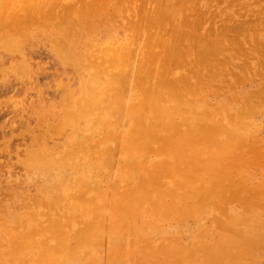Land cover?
<instances>
[{
    "label": "rangeland",
    "instance_id": "1",
    "mask_svg": "<svg viewBox=\"0 0 264 264\" xmlns=\"http://www.w3.org/2000/svg\"><path fill=\"white\" fill-rule=\"evenodd\" d=\"M156 6L158 9H155ZM91 10L94 16L90 15ZM79 11L83 13L79 15L84 21L81 23L80 19L74 18ZM160 11L161 14L158 13ZM64 12L65 16L62 15ZM147 12L149 15H146ZM69 13L75 24L80 23L69 24L68 26H74L75 30L69 28L71 33L68 31L67 35L65 32L66 38L63 39L64 53H71V61L68 64L72 66L63 62L60 53L53 50L54 40L62 35L55 29L56 27L54 28V22L61 15V18L70 17ZM144 16L149 24L152 19L154 25L148 26V22H144L146 20ZM154 18L156 21L159 20L158 24ZM85 20L88 21L87 24ZM27 22H30L29 25L32 22L31 27L28 26L29 29L26 28ZM244 22H246V29L243 28L246 37L243 38V32H239L243 30L240 27H244ZM7 24L13 27L15 25L13 30L20 31L22 34L20 37L24 39L21 38L20 45L16 43L13 46H6L0 38V68H3L0 70V264H143V260L147 258L144 264H178L177 261L180 264H203L204 259L207 260L208 257L211 259L210 256L218 258L215 254L216 250H219L218 254L224 253V258L228 251V257L230 254L234 255L236 250L234 247L238 249L237 254H245L240 264H264V101L262 100L264 98H261L264 95L262 93L264 88L261 92L264 86V67L261 68V65H264V0H156V2L155 0H0V34L2 31H7V27L13 32L12 26ZM16 24L20 27L18 28ZM22 26L26 30L22 28L21 31ZM44 26L48 28L45 29ZM76 26L79 28L77 29ZM144 26L148 28L145 30ZM219 26L222 28L229 26L230 29L228 27L229 30L225 31V28L220 30ZM237 26L242 29L238 32L240 35L234 33L238 31ZM83 27L89 31L87 32ZM131 27L134 28V33ZM38 28H41V31ZM218 29L220 32L223 31L221 34L225 33V36H219ZM70 34L71 38H69ZM208 38L212 46L210 49L213 48L212 52L208 48L205 49L206 53L204 51L205 55L196 56L193 47L204 48ZM219 39H222L221 42ZM87 40L90 44L88 49ZM228 40L232 42L229 43ZM215 42L223 43L220 47L224 46L223 49H227L224 51L219 46L220 49L216 48ZM75 43L77 45H74ZM78 45L81 46L74 48ZM104 48L105 50L113 48L117 51L111 49L114 54L112 55L111 50L105 52ZM120 51L123 55L118 53ZM216 51H219V54ZM213 52L217 54L208 55ZM84 55H87V58ZM206 55L209 58L205 57ZM111 56L114 57V59L112 57L114 62L110 59ZM77 57L86 60V67L84 63H77ZM198 57L205 61L199 62V59L196 60L197 63L195 59ZM120 58L128 65V71L123 67L122 61L117 60ZM108 59L111 64L108 63ZM206 59H210V62ZM92 61L96 64H90ZM245 64L250 68H246ZM12 67H21L23 73H13ZM129 71L132 73L130 74ZM93 73L98 74L103 84L95 81L91 83ZM203 73L209 77L204 76ZM114 74L118 75L122 83L116 79L113 84H109L108 80L115 78ZM126 75L131 77L125 78ZM196 77L202 79L198 84ZM88 79V84H91L97 94L96 105L93 104L94 107L92 105L89 108L90 113L87 111L80 117L81 119H74L71 116L76 112L75 108L78 105L76 101L82 94L83 81ZM186 82L189 84L187 85ZM184 83L187 86L183 85ZM230 85L233 86L230 88ZM257 89H260V92ZM253 93L255 98H250ZM105 95L107 101L102 102ZM99 99L100 105H98ZM106 102L111 104L110 108ZM240 110L243 113H239ZM116 112L120 115H114ZM168 112L169 114L171 112L170 116ZM119 118L123 119L119 120ZM61 121L65 125L59 127L57 122ZM53 127L58 129V132ZM137 130L145 133L140 145H136ZM130 132L135 136L130 135ZM80 141L86 142V146L90 148L86 151L75 148ZM132 141L135 144L131 143ZM176 144L179 145L178 148ZM221 146L222 151L219 149ZM178 151L183 153L178 154ZM183 154L185 157L182 156ZM205 167L207 171L202 172V168ZM187 169L195 174L191 188L194 191L204 192L198 198L196 194V199L202 201L204 206L196 211L197 214L191 215L192 217L187 216L189 219L183 218L182 216L185 215L178 211H184L182 208L192 204L193 198L189 199L188 193L184 195L186 186L182 184L181 176L175 177L176 174L181 175L180 173ZM171 171H175L176 174ZM137 189H149L152 198L150 202H159L161 208L152 213L150 202L149 204L148 201L144 202L136 212L139 214L140 210L146 207L148 211L142 214L141 218L146 219L148 224L140 228L127 229L124 223L120 224V218H124L125 215L120 212L122 207L119 204H122V198L131 196ZM70 196L74 198L81 196L79 199L85 205L83 207L69 205L68 202L72 201ZM249 200L252 203L256 202L252 204L253 207L250 206ZM169 202L181 208H175L176 211L171 210L173 206H170ZM244 207L246 208L243 209ZM162 210L169 212L168 215L166 212L165 216V211ZM160 214L164 217L168 216L167 220L163 222L165 218H162V221L161 219L159 221ZM177 215L183 220L180 219L178 222ZM157 217L159 218L156 219ZM228 218H231V221ZM151 222L156 228L154 224L152 227ZM89 224L95 228H93L94 236L92 239L84 238L85 240L80 244L77 243L80 231L88 228ZM63 236L64 238L67 236L65 241ZM177 243L180 244L179 248L185 246L184 249L187 251L188 245L193 244L189 256L183 249L186 252L183 254L184 257L186 256L182 259L183 262L179 261L181 249L178 248L179 254L173 249ZM158 244H160L159 251L164 248L163 254V249L162 252L156 253ZM208 245L211 247L208 248ZM207 248L208 250H204ZM56 253L61 256L55 255ZM222 254L218 255L221 261ZM213 258L212 262L215 261L214 263L217 264L219 260ZM161 260L163 263L160 262ZM170 261L173 262L169 263ZM223 263L227 262L223 261Z\"/></svg>",
    "mask_w": 264,
    "mask_h": 264
},
{
    "label": "bare ground",
    "instance_id": "2",
    "mask_svg": "<svg viewBox=\"0 0 264 264\" xmlns=\"http://www.w3.org/2000/svg\"><path fill=\"white\" fill-rule=\"evenodd\" d=\"M144 1H145V0H144ZM153 1H154V0H153ZM157 1H158V0H157ZM142 2H143V1H142ZM155 2H156V0H155ZM162 2H163V1H162ZM157 3H158V2H157ZM157 3H156V4H157ZM158 4H159V3H158ZM158 4H157V6H158ZM143 6H144V4H143ZM157 6L155 7V9L157 8ZM170 6H171V5H170ZM176 6H177V5H176ZM93 7H94V6H93ZM144 7H145V6H144ZM158 7H159V6H158ZM87 8H88V7H87ZM89 8H91V7H89ZM140 8H142V7H140ZM146 8H147V7H146ZM161 8H162V7H161ZM92 9H93V8H92ZM136 9H137V8H136ZM136 9H135V10H136ZM138 9H139V8H138ZM157 9H158V8H157ZM87 10H88V9H87ZM145 10H146V9H145ZM153 10H154V7H153ZM159 10H160V9H159ZM81 11H82V10H81ZM88 11H89V10H88ZM141 11H142V10H141ZM141 11H140V12H141ZM157 11H158V10H157ZM157 11H156V12H157ZM165 11H166V10H165ZM168 11H169V10H168ZM173 11H174V10H173ZM75 12H76V11H75ZM77 12H78V11H77ZM82 12H83V11H82ZM97 12H98V11H97ZM143 12H144V11H143ZM145 12H146V11H145ZM175 12H176V10H175ZM88 13H89V12H88ZM88 13H87V14H88ZM95 13H96V12H95ZM95 13H94V14H95ZM98 13H99V12H98ZM151 13H152V12H151ZM153 13H154V12H153ZM158 13L161 14V11L158 12ZM173 13H174V12H173ZM260 13H261V12H260ZM63 14H64V15H63ZM69 14H70V13H69ZM69 14H67V15H69ZM77 14H78V13H77ZM81 14H83V13H80V11H79V14H78V15H75L76 17L74 16V18H76V19H77V18L80 19ZM85 14H86V13H85ZM85 14H84V15H85ZM91 14L93 15L92 10H91V12H90V15H91ZM136 14H137V13H136ZM143 14H144V13H143ZM147 14L149 15L148 12L146 13V15H147ZM164 14H165V13H164ZM166 14H167V13H166ZM166 14H165V15H166ZM174 14H175V13H174ZM222 14H223V12H222ZM62 15L65 16L66 13L64 12V13H62ZM62 15H61V17H62ZM79 15H80V16H79ZM92 15H91V16H92ZM96 15H97V14H96ZM99 15H101V13H100ZM139 15H140V14H139ZM69 16L71 17V14H70ZM93 16H94V15H93ZM152 16H153V15H152ZM53 17H54V16H53ZM58 17H59V16H58ZM61 17H59V19H57V20L55 19V20H56V21L54 20L55 22L53 21V22L55 23V24H54V28L56 27L55 29L58 30L60 33H62V35H60L61 37H59V38H57V39L55 38L56 40H54V45H53V48H54V49H53V50L58 51V52L60 53V56H61V58H62V61H63V62L65 61V62L68 64V62L71 61V56H70L71 53H69V54L66 53V52L64 53L63 44H64V41H65V40H63V39H64V37L66 38V36H65L66 33H67V35L69 34V32H70V29H69V28H71V29H74V28H75L74 26H73V27H72V26L69 27V26H70L69 24H71V23H74V24H75V22H74L75 20L73 21V18H72V17H71V18H70V17H63V18H61ZM88 17H89V16H88ZM95 17H96V16H95ZM138 17H139V16H138ZM138 17H137V18H138ZM141 17H142V15H141ZM144 17H145V16H144ZM150 17H151V16H150ZM157 17H158V16H157ZM157 17H156V18H157ZM162 17H163V15H162ZM168 17H169V16H168ZM81 18H82V17H81ZM91 18H94V17H91ZM152 18H153V17H152ZM156 18H154V19H155L156 24H158V21H159V20L156 21ZM2 19H3V18H2ZM2 19H1V20H2ZM50 19H52V17H51ZM94 19H95V18H94ZM138 19H139V18H138ZM141 19H142V18H141ZM145 19H146V17H145ZM157 19H158V18H157ZM165 19H167V18H165ZM86 20H88V19H86ZM86 20H85V24H87L86 22L89 21V20H88V21H86ZM99 20H100V18H99ZM139 20H140V19H139ZM143 20H144V19H143ZM151 20H152V19H151ZM151 20H150V23L153 24V23L151 22ZM13 21H14V19H13ZM72 21H73V22H72ZM81 21H82V20L80 19V23H81ZM90 21H91V20H90ZM146 21H147V19L144 20V22H146ZM82 22H84V21H82ZM92 22H93V21H92ZM126 22H127V21H126ZM138 22H139V21H138ZM141 22H142V21H140V24H141ZM147 22H148V21H147ZM147 22H146V23H147ZM27 23H28V22H27ZM27 23H26V26H27L26 28L29 29L28 26L31 27L32 22H31L30 25H29L30 22L28 23V25H27ZM33 23H34V22H33ZM78 23H79V22H78ZM80 23H79V24H80ZM90 23H91V22H90ZM90 23H89V24H90ZM146 23H144V25H145ZM159 23H160V22H159ZM161 23H162V22H161ZM161 23H160V24H161ZM79 24L76 23L75 25H79ZM128 24H129V23H128ZM137 24H138V23H137ZM151 24H149V22H148V26L151 25ZM245 24H246V22L243 23V26H244V27H240V28H242V29H243V28L246 29ZM7 25L10 26V24H7ZM16 25H17V24H16ZM24 25H25V24H24ZM68 25H69V26H68ZM90 25H91V24H90ZM90 25H89V26H90ZM123 25H124V24H123ZM125 25H127V24H125ZM153 25H154V24H153ZM225 25H226V24H225ZM240 25H242V24H240ZM240 25H239V26H240ZM252 25H253V24H252ZM252 25H251V26H252ZM11 26H12V30H13L14 27H15V25H14V27H13V25H11ZM11 26H10V27H11ZM49 26H50V24H49ZM52 26H53V25H52ZM52 26H51V27H52ZM91 26H92V25H91ZM128 26H131V25H128ZM142 26H143V25H142ZM146 26H147V25H146ZM164 26H165V25H164ZM221 26H222V24H221ZM221 26H219V27H220V30H221V28L223 27V26H222V27H221ZM254 26H255V25H254ZM17 27H18V25H17ZM19 27H20V25H19ZM19 27H18V28H19ZM44 27H46V26H44ZM100 27H101V25H100ZM109 27H110V26H109ZM123 27H124V26H123ZM133 27H134V26H133ZM133 27H131V28L133 29V33H134V28H133ZM144 27H145V26H144ZM157 27H159V26H157ZM228 27H229V26H228ZM228 27H226V28L224 27V28H225V31L230 29V27H229V29H228ZM237 27H238V26H237ZM8 28H9V27L6 28V29H7V31L5 30L6 32H5V31H4V32L2 31L1 34H2V33H3V34H2V35L0 34V38H2V43L5 44L6 46H7V45H12V46H13V45H16V43H19L18 45H20V43H21V38L24 39L23 37H20V36L22 35L21 32L18 31V32H19V33H18V32L15 30L16 33H17V35L20 34V35L17 36L14 30H13V32H12L11 30H8ZM22 28L25 29V27L22 26V27H21V31H23ZM32 28H34V27L32 26ZM47 28H48V26H47L45 29H47ZM54 28H52V29H54ZM76 28H77V26H76ZM78 28H79V27H78ZM78 28H77V29H78ZM83 28L86 29L85 27H83ZM125 28H126V26H125ZM147 28H148V27H145V30H146ZM224 28H222V30H224ZM240 28L238 27V28H237L238 31H237V30H236V27H235V31H237V32H234V33L236 34V33H238L240 30H242V29H240ZM257 28H258V27H257ZM30 29H31V28H30ZM38 29L40 30L41 28H38ZM67 29H68V30H67ZM89 29H90V27H89ZM126 29H129V27H127ZM142 29H143V28H142ZM244 29H243L242 31L239 32V33H242V32H243V33H242V34L244 35L243 38L246 37L245 34H244V32H245ZM250 29H251V28H250ZM17 30H18V29H17ZM19 30H20V29H19ZM25 30H26V29H25ZM43 30H44V29H43ZM49 30H50V28H49ZM74 30H75V29H74ZM92 30L94 31V26H93ZM145 30H144V31H145ZM218 30H219V29H218ZM220 30L218 31L217 34H218L219 36H220V35H224L225 33H224V34H221V33H223V31L220 32ZM253 30H255L254 27H253ZM40 31H41V30H40ZM51 31H52V30H51ZM53 31H54V30H53ZM68 31H69V32H68ZM86 31L88 32L89 30L86 29ZM96 31H97V30H95V33H96ZM135 31H136V30H135ZM147 31H148V30H147ZM161 31H162V26H161ZM216 31H217V30H216ZM225 31H224V32H225ZM230 31H231V30H230ZM246 31H247V30H246ZM31 32H33V31H31ZM35 32H36V30H35ZM56 32H57V31H56ZM65 32H66V33H65ZM110 32H111V31H110ZM114 32H115V30H114ZM138 32H139V31H138ZM219 32H220V33H219ZM251 32H252V30H251ZM25 33H26V32H25ZM44 33H45V31H44ZM70 33H71V32H70ZM78 33H79V32H78ZM91 33H92V32H91ZM97 33H98V32H97ZM116 33H117V32H116ZM131 33H132V32H131ZM167 33H168V31H167ZM239 33H238L237 35H240ZM252 33H253V32H252ZM40 34H41V33H40ZM51 34H52V33H51ZM74 34H75V32L73 33V35H74ZM93 34H94V33H93ZM93 34H92L91 36H93ZM168 34H170V33H168ZM168 34H166L167 37H168ZM217 34H216V36L218 37ZM242 34H241V35H242ZM23 35H24V34H23ZM30 35H31V34H30ZM43 35H44V34H43ZM94 35H95V34H94ZM133 35H134V34H133ZM136 35H138V34H136ZM139 35H140V34H139ZM1 36H2V37H1ZM27 36H29V35H27ZM44 36H45V35H44ZM55 36H58V35H55ZM89 36H90V35H89ZM98 36H99V35H98ZM108 36H109V35H108ZM108 36H107V37H108ZM224 36H225V35H224ZM224 36H223V37H224ZM226 36H227V35H226ZM229 36H230V35H229ZM231 36H232V35H231ZM29 37H31V36H29ZM68 37H69V36H68ZM71 37H72V36H71V34H70V37H69V38H71ZM86 37H87V39H88V35H87V33H86ZM107 37H106V38H107ZM163 37H164V36H163ZM232 37H233V36H232ZM234 37H236V35H235ZM26 38H27V37H26ZM32 38H33V37H32ZM45 38H46V37H45ZM69 38H68V39H69ZM76 38H77V37H76ZM78 38H79V36H78ZM78 38H77V39H78ZM96 38H97V37H96ZM130 38H131V37H130ZM225 38H227V37H225ZM77 39H76V41H78ZM83 39H84V38H83ZM89 39H90V37H89ZM209 39H210V38H208V42L210 43ZM234 39H235V38H234ZM234 39H232V41H233ZM49 40H51V39H49ZM52 40H53V38H52ZM92 40H94V38H93ZM104 40H105V39H104ZM166 40H168V39L166 38ZM215 40H216V39H215ZM221 40H222V39H219V42H221ZM229 40H230V39H229ZM229 40H228L229 43L232 42V41H229ZM236 40H237V39H236ZM246 40H247V38H245V41H246ZM22 41H24V40H22ZM62 41H63V42H62ZM96 41H97V40H96ZM128 41H129V40H128ZM226 41H227V39H226ZM67 42H68V40L66 41V43H67ZM78 42H79V41H78ZM81 42H82V41H81ZM84 42H86V41L84 40ZM88 42H89V41L87 40L86 45L88 44ZM97 42H98V41H97ZM101 42H102V41H101ZM165 42H166V41H165ZM206 42H207V40H206ZM208 42H207V43H208ZM216 42H217V41H216ZM216 42H215V43H216ZM234 42H235V41H233V43H234ZM49 43H51V42H49ZM70 43L72 44V42H70ZM91 43H92V42H91ZM93 43H94V42H93ZM98 43H99V42H98ZM157 43H158V42H157ZM207 43H205L204 48H202L203 50L199 48L200 46H198V48L200 49V51H199L198 48L196 49L195 47H193V44H192V47L194 48L193 51H195V50H196V51H197V50L199 51V52L197 51L198 53L195 51L196 56H197L198 54L205 55L206 50H207L208 48H209V50H211V52H212L213 48L210 49L211 43H210V45H208ZM229 43H228V44H229ZM233 43H232V44H233ZM237 43H238V42H237ZM240 43H241V40H240ZM51 44H53V43H51ZM68 44H69V43H68ZM79 44H80V43H79ZM83 44H84V43H83ZM158 44H159V43H158ZM220 44L223 45V43H216V46H215V47H216V48H217L218 46L220 47ZM18 45H17V46H18ZM41 45H42V44H41ZM66 45H67V44H66ZM74 45H77V43H75ZM189 45H190V44H189ZM214 45H215V44H214ZM262 45H263V44H262ZM70 46H73V45H70ZM79 46H81V45H78L77 47H74V48H78ZM89 46H90V44H88L87 49H88ZM164 46H165V45H164ZM207 46H208V47H207ZM228 46H229V45H228ZM253 46H254V45H253ZM8 47H9V46H8ZM8 47H7V48H8ZM50 47H52V46H50ZM84 47H85V45H84ZM125 47H126V46H125ZM125 47H124V49H125ZM168 47L170 48V46H168ZM206 47H207V48H206ZM211 47H212V46H211ZM213 47H214V46H213ZM215 47H214V48H215ZM219 47H218V48H219ZM223 47H224V46H222V47H220V48H221L222 50H224ZM256 47H257V46H256ZM262 47H263V46H262ZM3 48H6V47H3ZM14 48H15V46H14ZM18 48H19V47H18ZM164 48H165V47H164ZM169 48H168V49H169ZM216 48H215L214 50H216ZM220 48H219V49H220ZM224 48H225V47H224ZM82 49H83V48H82ZM87 49H86V50H87ZM108 49H109V48H108ZM108 49L105 50V48H104L105 52H106ZM111 49L113 50V48H111ZM111 49H109V50H111ZM116 49H117V47H116ZM205 49H206V50H205ZM226 49H227V48H226ZM226 49H225V50H226ZM9 50H10V49H9ZM13 50H14V49H13ZM13 50H11V52H12ZM20 50H21V49H20ZM95 50H96V49H95ZM101 50H102V49H101ZM112 50H111V53H112ZM128 50H129V49H128ZM201 50H202L203 53H201ZM217 50H218V49H217ZM225 50H224V51H225ZM240 50H241V49H240ZM7 51H8V50H7ZM18 51H19V50H18ZM65 51H66V50H65ZM80 51H82V50H80ZM98 51H99V50H98ZM113 51H117V50H113ZM122 51H123V49H122ZM122 51H120V52H118V53L121 54V55H123ZM130 51H131V50H130ZM204 51H205V53H204ZM258 51H260V50H258ZM19 52H20V51H19ZM19 52H18V53H19ZM77 52H79V51H77ZM77 52H76V54H77ZM82 52H84V51H82ZM101 52H102V51H101ZM101 52H100V53H101ZM123 52H124V51H123ZM216 52H218V54H219V51H216ZM216 52H213V53H211V54L208 53V55H212V56H214V53H216ZM9 53H10V52H9ZM13 53H14V52H13ZM59 53H58V54H59ZM128 53H129V52H128ZM58 54H57V55H58ZM65 54H66V55H65ZM119 54H118V55H119ZM216 54H217V53H216ZM216 54H215V55H216ZM79 55H80V54H79ZM81 55L83 56V54H81ZM103 55H106V54L103 53ZM112 55H114V54L112 53ZM126 55H127V54H126ZM21 56H22V55H21ZM73 56H74V55H73ZM77 56H78V54H77ZM84 56H86V58H87V55H84ZM127 56H130V54H128ZM196 56H195V57H196ZM112 57H113V56H111V58H110V57H109V58H110L111 60H113L114 57H113V59H112ZM115 57H116V56H115ZM125 57H126V56H125ZM205 57L209 58V56H207V55H206ZM57 58H58V57H57ZM84 58H85V57H84ZM121 58H122V57H121ZM121 58H120V59H117V60H119V61L121 62V61H122ZM127 58H129V57H127ZM203 58H204V56H203ZM19 59H20V58H19ZM100 59H101V57H100ZM125 59H126V58H125ZM199 59H200V58L198 57V59H195V61H196V60L198 61ZM204 59H205V58H204ZM215 59H216V57H215ZM76 60H77V63H78V64H79V63H82V64L84 63L83 65L86 64V60H81L80 57H79V58L77 57ZM94 60H95V59H94ZM105 60H106V59H105ZM202 60H203V59H202ZM202 60L200 59L199 62L202 61ZM206 60H208V61L210 62V59H206ZM62 61H61V63H62ZM108 61H109V59H108ZM115 61H116V59H115ZM119 61H117V63H119V65H120V62H119ZM128 61H129V59H128ZM155 61H156V60H155ZM197 61H196V62H197ZM203 61H205V60H203ZM10 62H11V61H10ZM19 62H20V61H19ZM24 62H25V61H24ZM24 62H23V64H24ZM26 62H27V61H26ZM93 62H95V61L90 62V64L93 63ZM112 62H114V60H113ZM124 62H125V61H124ZM260 62H261V61H260ZM72 63H73V62H72ZM108 63L111 64L110 61H109ZM197 63H198V62H197ZM201 63H202V62H201ZM201 63H199V64H201ZM203 63H204V62H203ZM261 63L263 64V62H261ZM17 64H18V63H17ZM82 64H81L80 66H82ZM93 64H96V63H93ZM112 64H113V63H112ZM122 64L124 65V66H123L124 68L126 67V68H125L126 70L129 68L128 65H126L125 63H123V61H122ZM122 64H121V65H122ZM205 64H206V63H205ZM8 65H9V64H8ZM15 65H16V64H15ZM43 65H44V64H43ZM61 65H62V64H61ZM68 65H70V64H68ZM87 65H88V64H87ZM115 65H116V64H115ZM117 65H118V64H117ZM129 65H130V64H129ZM148 65H149V64H148ZM206 65H207V64H206ZM206 65H205V66H206ZM1 66H2V65H1ZM19 66H20V65H19ZM28 66H29V65H28ZM70 66H72V64H71ZM111 66H112V67H117V66H113V65H111ZM200 66H201V65H200ZM245 66H246V68H248V67L250 68V66H248V64H245ZM26 67H27V66H26ZM76 67H77V66H76ZM83 67H84V66H83ZM83 67H82V68H83ZM85 67H86V65H85ZM89 67H90V66H89ZM263 67H264V65H261V68H263ZM7 68H8V67H7ZM90 68H91V67H90ZM209 68H210V67H209ZM214 68H215V67H214ZM243 68H244V67H243ZM243 68L241 69L242 71L244 70ZM1 69H3V68L1 67L0 70H1ZM80 69H81V68H80ZM196 69H197V68H196ZM205 69H206V68H205ZM257 69H258V68H257ZM8 70H9V69H8ZM121 70H122V69H121ZM150 70H151V69H150ZM206 70H207V69H206ZM260 70H261V69H260ZM11 71H12L13 73H18V74H19V73H21V74L23 73V72H22L23 69H21V67H20V68H13V67H12V68H11ZM25 71H26V70H25ZM76 71H77V70H75V72H76ZM127 71H128V70H127ZM199 71H200V70H199ZM207 71H208V70H207ZM209 71L211 72L210 69H209ZM248 71H249V69H248ZM104 72H105V71H104ZM139 72H140V71H139ZM142 72H144V71H142ZM210 72H209V74H210ZM214 72H215V70H214ZM257 72H258V70H257ZM260 72H261V71H260ZM2 73H3V72H2ZM70 73H71V72H70ZM96 73H97V72H96ZM115 73H116V72H115ZM129 73L131 74L132 72L129 71ZM197 73H198V72H197ZM197 73H196V74H197ZM212 73H213V72H212ZM212 73H211V74H212ZM244 73H245V70H244ZM244 73H243V74H244ZM249 73H250V72H249ZM21 74H20V75H21ZM27 74H29V73H27ZM33 74H34V73H33ZM62 74H63V73H62ZM94 74H95V73L92 74L94 77H93V78L91 77V78H92V79H91V83H92L93 81H95L96 83L103 84V81L100 79V77L98 76V74H95V75H94ZM111 74H112V73H111ZM144 74H145V73H144ZM146 74H147V73H146ZM213 74H214V73H213ZM216 74H218V72H216ZM256 74H258V73H256ZM260 74H261V73H260ZM69 75H70V74H69ZM69 75H68V78H69ZM79 75H80V74H79ZM79 75H77V76H79ZM114 75H115V78H111V77L109 76V77L111 78L110 80H108L109 84H113V83H114V80H116V79H117L116 81H119V82L122 81V80H119L120 78H118V75H117V74H114ZM192 75H193V74H192ZM203 75H204V76H207V75H205L204 73H203ZM254 75H255V74H254ZM258 75H259V74H258ZM262 75H263V74H262ZM6 76H7V75H6ZM6 76H5V77H6ZM15 76H17V75H15ZM25 76H26V75H25ZM82 76H83V75H82ZM82 76H81V77H82ZM116 76H117V77H116ZM129 76H130V75H129ZM129 76L126 75L125 78H128ZM150 76H151V75H150ZM198 76H199V75H197V77H198ZM243 76H244V75H243ZM243 76H241V77L243 78ZM10 77H12V76H10ZM130 77H131V76H130ZM147 77H148V76H147ZM193 77H194V76H193ZM197 77H196V78H197ZM207 77H209V76H207ZM239 77H240V75H238V78H239ZM244 77H245V76H244ZM262 77H263V76H262ZM58 78H59V77H58ZM72 78H73V77H72ZM79 78H80V77H79ZM149 78H150V77H149ZM19 79H20V78H19ZM83 79H84V78H83ZM89 79H90V78H89ZM89 79L83 81V84H84V85H83L82 94H81V96H80V97L77 99V101H76V103H78V105L76 104L77 106H76V108H75V111H76V112L73 113V115L70 113V114L72 115L71 117L74 118V119H75V118H76V119H77V118L79 119L80 117H82L83 115H85V113H86L87 111H89V113H90L89 108H90L93 104L96 105V102H97V101H96V99H97V98H96V97H97L96 95H97V94H96L95 90H93L94 88H93L92 86H90L91 84H88ZM142 79H143V78H142ZM198 79H199V80H198ZM218 79H219V78H218ZM236 79H237V78H236ZM240 79H241V78H240ZM240 79H239V80H240ZM245 79H246V77H245ZM261 79H262V78H261ZM62 80H63V79H62ZM75 80H76V79H75ZM78 80H79V79H78ZM127 80H128V79H127ZM138 80H139V79H138ZM183 80H184V78H183ZM187 80H188V79H187ZM200 80H202V79L197 78L196 82H197V81H198V82H197L196 84L200 83V82H199ZM221 80H222V79H221ZM239 80H237V81L240 82L241 80H240V81H239ZM242 80H243V79H242ZM2 81H3V80H2ZM57 81H58V80H57ZM124 81L126 82V79H125ZM222 81H223V80H222ZM108 82L106 81V84H108ZM142 82H143V81H142ZM184 82H185V81H184ZM201 82H202V81H201ZM215 82H216V81H215ZM47 83H48V82H47ZM121 83H122V82H121ZM186 83H187V85L189 84L188 82H186ZM186 83H184L183 85H185ZM230 83H231V82H230ZM235 83H236V82H235ZM64 84H65V83H64ZM191 84H192V83H191ZM191 84H190V85H191ZM204 84H205V83H204ZM263 84H264V82H263ZM66 85H67V84H66ZM66 85H65V87H66ZM187 85H185V86H187ZM27 86H28V85H27ZM48 86H49V85H48ZM112 86H113V85H112ZM127 86H129V85L127 84ZM231 86H233V85H230V88H231ZM236 86H237V85H236ZM258 86H259V85H258ZM261 86H262V85H261ZM57 87H59V86H57ZM74 87H76V86L74 85ZM110 87H111V86H110ZM180 87H181V86H180ZM221 87H222V86H221ZM223 87H224V86H223ZM234 87H235V86H234ZM234 87H233V88H234ZM40 88H41V87H40ZM48 88H49V87H48ZM72 88H73V87H72ZM97 88H98V87H97ZM215 88H216V86H215ZM218 88H220V87L218 86ZM230 88H229V89H230ZM235 88H236V87H235ZM263 88H264V86H262V88H261V92H262V89H263ZM28 89H29V88H28ZM28 89H27V90H28ZM62 89H63V88H62ZM79 89H80V88H79ZM107 89H108V88H107ZM116 89H117V88H116ZM170 89H171V87H170ZM182 89H183V88H182ZM194 89H196V88H194ZM220 89H221V88H220ZM38 90H39V88H38ZM73 90H74V89H73ZM108 90H109V89H108ZM185 90H186V89H185ZM185 90H184V91H185ZM216 90H217V89H216ZM224 90H225V88H224ZM257 90H258V92H260V89H257ZM32 91H33V90H32ZM40 91H41V90H40ZM64 91H65V90H64ZM68 91H70V90L68 89ZM109 91H110V90H109ZM117 91H118V90H117ZM182 91H183V90H182ZM184 91H183V92H184ZM189 91H190V90H189ZM227 91H229V90H227ZM251 91H252V90H251ZM263 91H264V90H263ZM36 92H38V91H36ZM104 92H106V91H104ZM104 92H102V93H103V94H106V93H104ZM126 92H127V90H126ZM187 92H188V91H187ZM25 93H26V92H25ZM72 93H73V91H72ZM116 93H117V92H116ZM116 93H114V95H116ZM154 93H155V92H154ZM188 93H189V92H188ZM190 93H191V92H190ZM190 93H189V94H190ZM254 93L257 94L256 92H254ZM254 93H253V96L250 95V98H253V97H254ZM262 93H264V92H262ZM37 94H38V93H37ZM68 94H69V93H68ZM75 94H76V93H75ZM155 94H156V93H155ZM168 94H169V93H168ZM173 94H174V92H173ZM40 95H41V94H40ZM45 95H46V94H45ZM62 95H63V94H62ZM99 95H100V93H99ZM114 95H113V96H114ZM123 95H124V94H123ZM125 95H126V93H125ZM148 95H149V94H148ZM261 95H262V94H261ZM19 96H21V95H19ZM74 96H75V95H74ZM170 96H171V95H170ZM263 96H264V95H262L261 98H264ZM6 97H7V96H6ZM30 97H31V95H30ZM36 97H37V96H36ZM60 97H61V96H60ZM60 97H59V99H60ZM62 97H63V96H62ZM71 97H73V96H71ZM111 97H112V94H111ZM154 97H155V96H154ZM176 97H177V95H176ZM176 97H175V98H176ZM179 97H180V96H179ZM34 98H35V97H34ZM120 98H121V97H120ZM126 98H127V96H126ZM146 98H147V97H146ZM148 98H149V96H148ZM246 98H247V96L245 97V99H246ZM250 98H249V100L251 101ZM254 98H255V97H254ZM261 98H259V99H261ZM16 99H17V98H16ZM18 99H20V97H19ZM66 99H67V98H66ZM100 99H101V98H100ZM100 99H99V100H100ZM106 99H107V96L105 95V98L103 97V101H102V102L107 101ZM124 99H125V98H124ZM143 99H144V98H143ZM155 99H156V98H155ZM160 99H161V98H160ZM163 99H164V98H162L161 100H163ZM177 99H178V98H177ZM3 100H4V99H3ZM8 100H9V99H8ZM64 100H65V99H64ZM99 100H98V101H99ZM119 100H120V99H119ZM125 100H126V99H125ZM152 100H153V99H152ZM178 100L181 101L180 98H179ZM242 100H243V99H242ZM262 100L264 101V99H262ZM9 101H10V100H9ZM58 101H59V100H58ZM148 101H149V100H148ZM150 101H151V99H150ZM243 101H244V100H243ZM245 101H246V100H245ZM22 102H23V101H22ZM42 102H44V100H43ZM53 102H54V101H53ZM53 102H52V103H53ZM59 102H60V101H59ZM108 102H109V100H108ZM108 102H106V103H108ZM110 102H111V101H110ZM153 102H154V100H153ZM252 102H254V100H253ZM256 102H257V101H256ZM7 103H8V102H7ZM11 103H12V102H11ZM15 103H16V102H15ZM23 103H24V102H23ZM60 103H61V102H60ZM60 103H59V105L62 106L63 104H60ZM100 103H101V100L99 101V104H98V105H100ZM157 103H158V100H157ZM243 103H244V102H243ZM247 103H248V102H247ZM3 104H4V103H3ZM38 104H40V103H38ZM46 104H48V103H46ZM66 104H67V103H66ZM108 104H109V103H108ZM125 104H126V103H125ZM248 104H249V103H248ZM261 104H262V103H261ZM263 104H264V102H263ZM48 105H49V104H48ZM94 105H93V107H94ZM98 105H97V106H98ZM110 105H111V104H109V106H108L109 108H110ZM122 105H123V103H122ZM241 105H243V104H241ZM256 105L258 106V104H256ZM14 106H17V105H14ZM26 106H27V105H26ZM46 106H47V105H46ZM61 106H60V107H61ZM125 106H126V105H125ZM175 106H176V105H175ZM249 106H250V105H249ZM254 106H255V105H254ZM259 106H260V104H259ZM19 107H20V106H19ZM56 107H57V106H56ZM93 107H92V108H93ZM101 107H102V105H101ZM8 108H9V107H8ZM40 108H41V107H40ZM42 108H43V107H42ZM65 108H66V107H65ZM92 108H91V109H92ZM97 108H100V107H97ZM106 108H107V106H106ZM106 108H105V109H106ZM157 108H158V107H157ZM253 108H254V107H253ZM253 108H252V109H253ZM258 108H259V107H258ZM22 109H23V108H22ZM22 109H21V112H22ZM24 109H25V108H24ZM29 109H30V108H29ZM43 109H44V108H43ZM54 109H55V108H54ZM57 109H58V108H57ZM239 109H241V108H239ZM248 109H250V108H248ZM248 109H247V110H248ZM37 110H38V109H37ZM153 110H154V109H153ZM164 110H165V109H164ZM164 110H163V111H164ZM40 111H41V110H40ZM44 111H45V110H44ZM123 111H124V109H123ZM138 111H139V110H138ZM251 111H252V110H250V112H251ZM262 111H263V110H262ZM262 111H261V112H262ZM16 112H17V111H16ZM48 112H49V111H48ZM61 112H62V111H61ZM108 112H109V111H108ZM121 112H122V111H121ZM155 112H156V111H155ZM241 112H242V111L240 110L239 113H241ZM253 112H254V111H253ZM257 112H258V111H257ZM27 113H29V112H27ZM52 113H53V111H52ZM63 113H64V112H63ZM65 113H66V112H65ZM68 113H69V112H68ZM133 113H134V112H133ZM153 113H154V112H153ZM162 113L164 114V112H162ZM242 113H243V112H242ZM246 113H247V112H246ZM251 113H252V112H251ZM37 114H38V113H37ZM66 114H67V113H66ZM116 114H117V115H120L119 112H118V113L116 112L114 115H116ZM157 114H158V113H157ZM163 114H160V115L162 116ZM168 114H169V112H168ZM244 114H245V113H244ZM252 114H253V113H252ZM252 114H251V115H252ZM256 114H257V113H256ZM27 115H28V114H27ZM49 115H50V114H49ZM55 115H56V114H55ZM60 115L62 116L61 113H60ZM124 115H125V114H124ZM170 115H171V112H170L169 116H170ZM246 115H248V114H246ZM251 115H250V116H251ZM6 116H7V115H6ZM69 116H70V115H68V117H69ZM154 116H155V113H154ZM156 116L158 117V115H156ZM163 116H164V115H163ZM165 116H166V115H165ZM240 116H241V114H240ZM253 116H254V114H253ZM20 117H21V116H20ZM50 117H51V116H50ZM52 117H53V116H52ZM54 117H55V116H54ZM236 117H237V116H236ZM18 118H19V117H18ZM63 118H64V117H63ZM66 118H67V116H66ZM72 118H71V119H72ZM153 118H155V117H153ZM197 118H198V117H197ZM233 118H234V117H233ZM238 118H239V117H238ZM245 118H246V117H245ZM61 119H62V118H61ZM80 119H81V118H80ZM84 119H85V118H84ZM115 119H116V118H115ZM122 119H123V118H122ZM122 119L119 118V120H122ZM56 120H57V119H56ZM69 120H70V119H69ZM137 120H138V119H137ZM151 120H152V119H151ZM195 120H196V118H195ZM25 121H26V119H25ZM34 121H35V120H34ZM45 121H47V120H45ZM52 121H53V120H52ZM58 121H60V120H58ZM64 121H65V120H64ZM76 121H77V120H76ZM153 121H154V119H153ZM155 121H156V120H155ZM157 121H158V119H157ZM160 121H161V120H160ZM37 122H38V121H37ZM111 122H112V121H111ZM33 123H34V122H33ZM39 124H40V123H39ZM52 124H53V123H52ZM57 124H59V127H60V126H62V125L64 124V122H63V121H61L60 123L57 122ZM57 124H56V125H57ZM82 124H83V123H82ZM237 124H238V122H237ZM64 125H65V124H64ZM64 125H63V126H64ZM72 125H73V124H72ZM75 125H76V124H75ZM36 126H37V125H36ZM39 126H40V125H39ZM52 126H53V125H52ZM68 126H70V125H68ZM34 127H35V126H34ZM40 127H41V126H40ZM54 127H55V126H54ZM54 127H53V129H54L55 131H57L58 129H55ZM155 127H156V125H155ZM240 127H241V126H240ZM47 128H48V127H47ZM50 128H51V127H50ZM50 128H49V129H50ZM66 128H67V127H66ZM0 129H1V128H0ZM4 129H5V128H4ZM36 129H38V128L36 127ZM60 129H62V128H60ZM78 129H79V128H78ZM50 130H51V129H50ZM55 131H54V132H55ZM40 132H41V131H40ZM44 132H45V131H44ZM57 132H58V131H57ZM66 132H67V131H66ZM133 133H134V132H133ZM227 133H228V132H227ZM40 134H41V133H40ZM53 134H54V133H53ZM149 134H150V133H149ZM42 135H43V134H42ZM42 135H41V137H42ZM130 135H132L133 137L135 136V135H133L131 132H130ZM43 136H45V135H43ZM51 136H52V135H51ZM59 136H60V135H59ZM115 136H116V134H115ZM127 136H128V135H127ZM132 136H129V137H132ZM49 137H50V136H49ZM60 137H61V136H60ZM60 137H59V138H60ZM62 137H63V135H62ZM144 137H145V133H144L143 131H139V132H138V130H137V131H136V138H137V144H136V145H140V144H141V141H142V139H143ZM189 137H190V136H189ZM40 139H41V138H40ZM44 139H45V138H44ZM196 139H197V138H196ZM179 140H180V139H179ZM181 141H182V140H181ZM184 141H185V140H184ZM203 141H204V140H203ZM213 141H215V140H213ZM23 142H24V141H23ZM30 142H31V141H30ZM44 142H45V141H44ZM111 142H112V141H111ZM195 142H196V141H195ZM225 142H227V141L225 140ZM61 143H62V142H61ZM131 143H133V141H132ZM131 143H130V144H131ZM179 143H180V142H179ZM219 143H220V145H222L221 142H219ZM219 143H216V145H218ZM52 144H53V143H52ZM58 144H59V143H58ZM133 144H135V143H133ZM177 144H178V143H177ZM177 144H176V145H177ZM189 144H190V143H189ZM204 144H205V143H204ZM207 144H209V143H207ZM210 144H212V142H211ZM213 144H214V143H213ZM233 144H234V142H233ZM233 144L230 143V145H233ZM101 145H102V144H101ZM164 145H166V144H164ZM176 145H174V147H176ZM185 145L188 147V145H187L186 143H185ZM194 145H195V143H194ZM196 145H197V144H196ZM223 145H224V146H227V145H225V144H223ZM14 146H15V145H14ZM17 146H18V145H17ZM21 146H22V145H21ZM24 146H25V144H24ZM42 146H43V145H42ZM42 146H41V147H42ZM89 146H90V145H89ZM178 146H179V145H177L176 148H178ZM180 146H181V145H180ZM43 147H44V146H43ZM50 147H51V146H50ZM61 147H62V146H60V148H61ZM110 147H111V146H110ZM112 147H113V146H112ZM189 147H190V146H189ZM216 147H217V146H215V148H216ZM4 148H5V147H4ZM30 148H31V147H30ZM30 148H29V149H30ZM35 148H36V147H35ZM38 148H39V147H38ZM75 148H77V149H84V151H86V150H87L88 148H90V147L86 146V142L83 143V141H80V142L77 143V145L75 146ZM138 148H139V147H138ZM138 148H137V149H138ZM221 148H222V146L219 148L220 151H222ZM227 148H228V147H227ZM26 149H27V148H26ZM48 149H50V148H48ZM57 149H58V148H57ZM114 149H115V148H114ZM134 149H135V147H134ZM159 149H160V148H159ZM217 149H218V148H217ZM223 149H224L223 151L225 152V148H223ZM16 150H17V149H16ZM112 150H113V149H112ZM7 151H8V150H7ZM28 151H29V150H28ZM37 151H38V150H37ZM114 151H115V150H114ZM138 151H139V149H138ZM216 151H217V150H216ZM218 151H219V150H218ZM15 152H16V151H15ZM49 152H50V151H49ZM80 152H81V151H80ZM106 152H107V151H106ZM181 152H182V151H178V154H181ZM31 153H32V152H31ZM31 153H29V154H31ZM182 153H183V152H182ZM220 153H221V152H220ZM8 154H9V153H8ZM27 154H28V153H27ZM50 154H51V153H50ZM67 154H68V153H67ZM67 154H66V155H67ZM84 154H86V153L84 152ZM111 154H113V152H112ZM173 154H175V153H173ZM218 154H219V153H218ZM221 154H222V153H221ZM17 155H18V154H17ZM17 155H16V156H17ZM81 155H82V154H81ZM184 155H185V154H183L182 156H184ZM176 156H177V154H176ZM179 156H181V155H179ZM182 156H181V157H182ZM215 156H216V155H215ZM52 157H53V156H52ZM184 157H185V156H184ZM207 157H208V156H207ZM16 158H18V157H16ZM208 158H209V157H208ZM183 159H184V158H183ZM189 159H190V158H189ZM196 159H197V158H196ZM219 159H220V158H219ZM219 159H218V160H219ZM29 160H30V159H29ZM0 161H1V160H0ZM26 161H28V160H26ZM186 161H187V160H186ZM215 161H216V160H215ZM215 161L213 160V162H215ZM4 162H5V161H4ZM196 162H197V160H196ZM207 162H209V161H207ZM0 163H1V162H0ZM19 163H21V162L19 161ZM111 163H112V162H111ZM209 164H211V163H209ZM212 164H213V163H212ZM212 164H211V165H212ZM217 164H218V163H217ZM30 165H31V164H30ZM32 165H33V164H32ZM25 166H26V165H25ZM161 166H162V165H161ZM203 166H204V164H203ZM205 166H206V165H205ZM209 166H210V165H209ZM209 166H208V168H209ZM110 167H112V164H110ZM169 167H170V166H169ZM10 168H11V167H10ZM36 168H37V167H36ZM160 168H161V167H160ZM162 168H163V167H162ZM178 168H179V167H178ZM178 168H177V169H178ZM194 168H195V167H194ZM29 169H30V168H29ZM31 169H32V168H31ZM31 169H30V170H31ZM195 169H196V168H195ZM209 169H210V168H209ZM9 170H10V169H9ZM16 170H17V169H16ZM22 170H23V169H22ZM129 170H130V169H129ZM204 170H205V172H206V171H207V168H206V167H205V168H202V172H203ZM210 170H211V169H210ZM7 171H8V170H7ZM7 171H6V172H7ZM25 171H26V170H25ZM181 172H183V170H182ZM158 173H159V172H158ZM171 173L176 174L175 171H171ZM14 174H15V173H14ZM26 174H27V172H26ZM180 174H181V175H177V174H176L175 177H176V176H177V177H178V176H181V178H180V179H181V182H182L183 185L186 186V189H185L184 195H185L186 193H188V196L190 197L189 199L193 198V199H192V204H190V205H188V206L185 205L186 207H183V208H182V210H184V211H180L179 209H180L181 207H179V206L176 207L175 205H173L174 203L171 204L172 201H170L171 203L169 202L168 204H170V206L172 205L173 208L171 209V207H170L169 205H168V207H169L171 210H174V211L177 210V209L175 210V208H179V209H178V210H179L178 213L181 212L182 215H185V217L182 216L183 218H188L187 216L190 217V216L193 215L194 213L197 214L196 211H197L199 208H201V207L204 206V204H202V201H198V200L196 199V194H198V195H197V198H198V196H199L203 191H202V192L199 191V190L194 191V190L191 188V184H193V181H194V175H195L194 172H190V170L187 169L186 171H184L183 173H180ZM19 175H20V174H19ZM23 175H24V174H23ZM43 175H44V174H43ZM5 176H6V175H5ZM158 176H159V175H158ZM2 177H3V176H2ZM20 177H21V176H20ZM25 177H26V176H25ZM25 177H24V178H25ZM27 177H28V176H27ZM151 177H152V176H151ZM40 178H41V177H39V179H40ZM211 178H212V177H211ZM211 178H210V179H211ZM196 179H197V178H196ZM210 179L208 178V180H210ZM28 180H29V179H28ZM41 180H42V178H41ZM19 182H20V181H19ZM209 182H210V181H209ZM24 183H25V182H24ZM28 183H30V182H28ZM44 183H45V182H44ZM152 183H153V182H152ZM175 183H176V182H175ZM31 184H32V183H31ZM177 184H178V183H177ZM23 185H24V184H23ZM21 186H22V185H21ZM25 186H26V185H25ZM45 186H46V185H45ZM125 187H127V186H125ZM128 190H129V189H128ZM151 190H152V189H151ZM91 191H92V190H91ZM133 191H134V190H133ZM77 192H78V191H77ZM85 192H86V191H85ZM162 192H163V191H162ZM206 192H207V191H206ZM213 192H214V190H213ZM213 192H212V193H213ZM163 193H164V192H163ZM203 193H204V192H203ZM212 193H211V195H213ZM15 194H16V193H15ZM150 194H151V193L149 192V189H147V190L137 189V190H135V191L133 192V194H132L131 196H129V197H124V198L120 197V198H122L123 200L121 201L122 204H119V205H121L122 210L120 209L121 211H120V210H119V211H120L121 213H124V215H125L124 218H123V217L120 218V219H121V221H120L121 223H120V224L124 223V224H125L124 226H125V228H127V229H131V228H134V227H138V228H140V227L144 226L146 223L148 224V222H147L146 219L144 220V218H141V217H143V216H141V215L144 214V213H146V212L148 211V210L146 209V207H145V208H142V209L140 210L139 214H138L136 211H137V208L140 209V207L143 206L144 202L148 201V204H149L150 200H152V198L150 197ZM159 194H160V193H159ZM161 194H162V193H161ZM205 195H206V194H205ZM209 195H210V194H209ZM211 195H210V196H211ZM123 196H124V194H123ZM172 196H174V195H172ZM210 196L207 195V197H210ZM70 197H71V196H70ZM80 197H81V196H80ZM80 197H77V198L71 197V198H72V201H71V202H68L69 205H72V206H77V205H78V206H80V207H83L85 204L81 202V200L79 199ZM117 197H118V196H117ZM118 198H119V197H118ZM162 198H163V197H162ZM170 198H171V197H170ZM166 199H167V198H166ZM195 199H196V201H195ZM32 200H33V199H32ZM160 200H163V199H160ZM184 200H185V199H184ZM1 201H2V200H1ZM185 201H186V200H185ZM239 201H240V200H239ZM249 201H250V200H249ZM121 202H120V203H121ZM182 202H184V201H182ZM187 202H189V201L187 200ZM184 203H185V202H184ZM250 203H251L250 206L253 207L252 204L254 205L256 202L252 203V201H250ZM163 204H164V203H163ZM257 204H260V203H257ZM22 205H23V204H22ZM29 205H30V204H29ZM150 205H151V206H150V209H152V213H154V212H153L154 210L157 212V211L161 208V204H160L159 202L151 201V202H150ZM260 205H261V204H260ZM145 206H146V205H145ZM174 206H175V207H174ZM247 207H249V206H247ZM245 208H246V207H244L243 209H245ZM254 208H255V207H254ZM16 209H17V208H16ZM148 209H149V207H148ZM164 209H165V207H164ZM263 209H264V207H263ZM100 210H101V209H100ZM123 211H124V212H123ZM162 211H163V210H162ZM164 211H165V210H164ZM164 211H163V212H164ZM167 211H168V208H167ZM167 211H165V216H166V212H167ZM223 211H224V210H223ZM249 211H250V209H249ZM156 212H155V213H156ZM163 212H161V213H163ZM172 212H173V211H172ZM118 213H119V212H118ZM118 213L116 212V214H118ZM152 213H150V214H152ZM168 213H169V212H167V215H168ZM90 214H91V213H90ZM256 214H257V213H256ZM258 214H259V213H258ZM154 215H155V214H153V216H154ZM163 215H164V213H163ZM163 215H162V216H163ZM248 215H249V214H248ZM160 216H161V214H160ZM162 216H161V218L157 217L156 219L159 218V221H160V219H161V221H162V218H163V219L165 218V219L163 220V222L166 221L168 216H167V217H164V216L162 217ZM177 216H178V217H177L178 219H176L175 217H174V219L178 220V222H179L180 219H181V221L183 220L182 217H180L179 215H177ZM202 216H203V215H202ZM249 216H250V215H249ZM154 217H156V215H155ZM191 217H192V216H191ZM230 217H231V216H230ZM256 217H257V216H256ZM200 218H201V217H200ZM225 218H226V217H225ZM231 218H232V217H231ZM231 218H228V220L231 221ZM73 219H74V218H73ZM188 219H189V218H188ZM253 219H254V218H253ZM253 219H252V220H253ZM255 219H256V218H255ZM153 220H155V218H154ZM247 220H248V219H247ZM191 221H192V220H191ZM229 221H228V222H229ZM245 221H246V220H245ZM263 221H264V220H263ZM194 222H195V221H194ZM232 222H233V221H232ZM243 222H244V221H243ZM246 222H247V221H246ZM58 223H59V222H58ZM69 223H70V222H69ZM151 223H152V227H153V224H154V223H153V222H151ZM225 223H227V222H225ZM50 224H51V223H50ZM118 224H119V221H118L117 225H118ZM178 224H180V223H178ZM188 224H189V223H187V225H188ZM232 224H233V223H232ZM56 225H57V222H56ZM59 225H60V224H59ZM185 225H186V223H185ZM50 226H51V225H50ZM57 226H58V225H57ZM61 226H62V224H61ZM61 226H60V227H61ZM88 226H89L88 228H86V229H82V230L80 231V233H79V235H78L79 238H77V239H79L77 243L80 244V243H82L85 239H86V240H87V238L92 239V236H94V235H93V232H95V230H94L95 228H94L93 226L91 227L90 224H89ZM118 226H119V225H118ZM154 227H155V224H154ZM157 227H158V226H157ZM163 227H164V226H163ZM168 227H169V226H168ZM189 227H190V226H189ZM93 228H94V229H93ZM155 228H156V227H155ZM69 229H70V227H69ZM98 229H99V228H98ZM183 229H185V228H183ZM68 231H69V230H68ZM77 231H78V230H77ZM263 231H264V230H263ZM250 232H251V231H250ZM99 233H100V232H99ZM184 233H185V232H184ZM218 233H219V232H218ZM126 234H127V233H126ZM239 234H240V233H239ZM239 234H238V235H239ZM99 236H100V235H99ZM225 236H226V235H225ZM242 236H243V235H242ZM60 237H61V235H60ZM66 237H67V236H66ZM66 237H65V238H66ZM63 238H64V236H63ZM65 238H64L63 241H65ZM84 238H85V239H84ZM240 238H241V237H240ZM243 238H244V237H242V239H243ZM28 240H29V239H28ZM61 240H62V239H61ZM173 240H175V239H173ZM213 241H214V240H213ZM231 241H232V240H231ZM235 242H236V241H235ZM243 242H245V241L243 240ZM63 243H64V242H63ZM77 243H76V244H77ZM179 243H180V242H179ZM214 243H215V242H214ZM221 243H222V242H221ZM245 243H247V242H245ZM162 244H163V243H162ZM166 244H167V242H166ZM198 244H199V243H198ZM228 244H230L229 241H228ZM65 245H66V244H65ZM159 245H160V244H158V247H157V250H158V251H157L156 253H160V251L163 249V252L161 251L162 254H163V253H164V248H162V249L159 251V249H160V248H159ZM179 245H180V244H179ZM179 245H178V243H177L176 245H174V248H173L174 251L176 250L177 254H179L178 250L181 249V248L178 247ZM239 245H240V244H239ZM243 245H244V243H243ZM166 246H168V244H167ZM188 246H189L188 251H187L186 249H184L185 246L180 250V251H181V252H180L181 255H180L179 259H180V258H181V259H180L179 261H182V262L184 261V260H182V259H185L186 256L184 257L183 254H184V253L186 254V252H187L186 255H188V253H189V251H190V248L193 246V244L190 243ZM209 246L211 247V245H208V248H209ZM223 246H225L224 243H223ZM228 246H229V245H228ZM240 246H241V245H240ZM175 247H176L177 249H176ZM180 247H181V246H180ZM217 247H218V246H217ZM158 248H159V249H158ZM165 248H166V247H165ZM178 248H179V249H178ZM195 248H196V247H195ZM208 248H207V249H204V250H208ZM229 248H231V247H229ZM234 248H236V250H235V254H234V255H233V254H230V257H228V256H229V251H228V253H227L228 255L226 254V257H225V258H224V256H225L224 253H223V254H222V253L218 254L219 250H216L217 253H215V254H216L217 257H218V258H216V259L219 260V256H218V255L221 256V254H222L223 257L220 258V259H222V261L219 260V261H221V264L223 263V261H225V262H227V263L230 262L229 264H231V263H232V264H235V263H236V264H240V261H242L243 256H244L245 254H244V255L237 254V253H239V252H237L238 249H237V247H234ZM246 248H247V247H246ZM63 249H64V248H63ZM136 249H137V248H136ZM183 249H184L186 252H185ZM239 249H240V248H239ZM241 249H243L242 246H241ZM241 249H240V250H241ZM138 250H139V249H137V251H138ZM210 250H211V249H210ZM240 250H239V251H240ZM243 250H244V249H243ZM243 250H241V251L243 252ZM166 251H167V250H166ZM166 251H165V252H166ZM212 251H213V250H212ZM222 251L224 252V249H223ZM226 251H227V249H226ZM251 251H252V250H251ZM138 252H139V251H138ZM167 252H168V251H167ZM176 252H174V254H175ZM256 252H257V251H256ZM203 253H204V252H203ZM205 253H206V251H205ZM205 253H204V254H205ZM207 253H208V252H207ZM225 253H226V252H225ZM251 253H252V252L249 251V254H250V255H252ZM167 254H168V253H167ZM170 254H172V253H170ZM190 254H191V253H190ZM190 254H189V255H190ZM242 254H243V253H242ZM253 254H254V252H253ZM55 255H58V256H59L60 254H59V253H56ZM55 255H54V256H55ZM172 255H173V254H172ZM189 255H188V256H189ZM211 255L213 256L214 253L212 252ZM17 256H18V255H17ZM58 256H57V257H58ZM60 256H61V255H60ZM147 256H148V255H147ZM168 256H169V255H167V257H168ZM182 256H183L184 258H182ZM152 257H153V256H152ZM227 257H228L229 259H231V260L229 261V259H228ZM263 257H264V256H263ZM50 258H51V257H50ZM54 258H56V257H54ZM201 258H202V260H203V257H201ZM208 258H209V257H208ZM208 258H207V260L204 259L205 261H207L206 264H209V263L212 264V263L215 262V261L212 262V258H213V257L210 256L211 259H208ZM44 259H45V258H44ZM59 259H60V258H59ZM147 259H148V258H147ZM147 259H145V260L142 259V260H143V264L145 263V261H146ZM163 259H164V258H163ZM213 259H215V258H213ZM216 259H215V260H216ZM227 259H228V261H227ZM41 260H42V259H41ZM164 260H166V259H164ZM204 260H203V262H202L203 264H205V263H204ZM208 260H209L210 262H209ZM261 260H262V259H261ZM166 261H167V260H166ZM175 261H177V259H175ZM219 261H218V262L216 261L217 264H218V263L220 264ZM231 261H232V262H231ZM263 261H264V260H263ZM55 262H57V261H55ZM141 262H142V261H141ZM160 262H162V260H161ZM172 262H173V261H170L169 263H172ZM182 262H181V263H182ZM208 262H209V263H208ZM211 262H212V263H211ZM157 263H158V262H157ZM162 263H163V262H162ZM177 263L180 264V262H178V261H177ZM227 263H223V264H227ZM163 264H164V263H163ZM214 264H215V263H214Z\"/></svg>",
    "mask_w": 264,
    "mask_h": 264
}]
</instances>
